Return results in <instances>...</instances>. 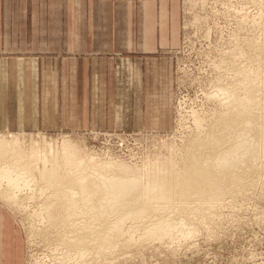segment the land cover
Segmentation results:
<instances>
[{"label": "rangeland", "instance_id": "374dc122", "mask_svg": "<svg viewBox=\"0 0 264 264\" xmlns=\"http://www.w3.org/2000/svg\"><path fill=\"white\" fill-rule=\"evenodd\" d=\"M132 1L140 4L144 0ZM148 1L153 3L156 26H159L155 27V38L163 35L166 39L163 47L156 48L155 54L165 57V66L169 63L164 77L158 76L162 71L157 73V69L154 76H149V88L153 84L156 102L161 108L163 101L165 104V116L159 118L161 127L137 128L132 124L118 130L18 133V142L23 150L29 151L30 141L40 138L57 147L59 158L63 154L62 146L69 145L74 157L86 155L95 160L77 167V172L82 175H87L96 162H109L127 170H142L147 161L156 160V166H160L168 158L174 163L171 172L175 174L177 164H180L188 147L186 145L197 131L202 130L200 125L206 127L220 110L219 101L211 96V92L216 90L213 87L231 83L235 76L239 79L240 71L260 63L264 39L257 35L258 28L264 23V0ZM138 24L140 28V18ZM163 78L164 92L158 88ZM257 81L261 85L257 86L261 88L260 91L257 89L260 95L264 84L261 79L257 78ZM153 108L157 110L156 106ZM142 120L146 123L143 117ZM0 135H6V132L1 131ZM77 148L81 154H77ZM76 161L74 159L73 163ZM58 163L62 164V161ZM5 165L0 162V166ZM50 168L51 163L48 162L45 166L38 163L34 169L37 173H47ZM103 174L107 177L108 172ZM59 179L61 187H67L69 178L66 174L61 173ZM255 180L256 184L246 192L233 199H225L230 201L218 199L217 218L211 229L194 220L195 231L186 237L175 240L151 238L145 242H141L145 240L142 239L144 232L135 231L131 236V246L115 239L112 253L87 256L83 263L264 264V187L260 179ZM158 182L162 185L163 179ZM4 192H12L14 198L4 197ZM63 194L61 190L45 187L42 181L28 179L15 169L0 172V203L11 212L19 229L24 264L80 263L78 260L65 262V248L55 245L56 239L66 240L70 233L63 228H45L48 218L43 215L44 205L56 198L66 200Z\"/></svg>", "mask_w": 264, "mask_h": 264}, {"label": "bare ground", "instance_id": "6f19581e", "mask_svg": "<svg viewBox=\"0 0 264 264\" xmlns=\"http://www.w3.org/2000/svg\"><path fill=\"white\" fill-rule=\"evenodd\" d=\"M258 30V38L264 39L263 22ZM261 55L256 67L240 71L242 78L235 76L231 83L213 87L216 90L211 96L219 101L220 110L189 139L175 174L171 172L174 163L167 157L160 166L156 160L147 161L142 170L96 162L82 175L77 167L95 162L93 157H74L69 145H63V154L57 158V147L40 138L32 139L25 151L18 133L12 132L0 135V162L6 164L0 166V172L15 169L64 193L66 200H48L42 211L48 218L46 229L63 228L70 233L55 244L65 248V262L84 264L87 256L112 253L115 239L131 246L135 231L144 232L141 242H145L186 237L195 231L194 220L211 229L218 199L230 201L225 199L246 192L256 184L255 179L264 187V85L263 92H257L261 86L257 78L264 84V52ZM75 151L81 154L78 148ZM48 162L51 168L47 173L35 171L38 163L45 166ZM61 173L69 178L65 188L60 184ZM3 196L14 198L12 192Z\"/></svg>", "mask_w": 264, "mask_h": 264}, {"label": "crops", "instance_id": "0c3cea01", "mask_svg": "<svg viewBox=\"0 0 264 264\" xmlns=\"http://www.w3.org/2000/svg\"><path fill=\"white\" fill-rule=\"evenodd\" d=\"M155 18L148 0H0V132L161 127L149 76L169 63ZM0 264H24L1 203Z\"/></svg>", "mask_w": 264, "mask_h": 264}]
</instances>
